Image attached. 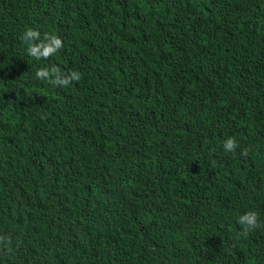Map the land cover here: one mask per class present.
Listing matches in <instances>:
<instances>
[{"label": "trees", "instance_id": "trees-1", "mask_svg": "<svg viewBox=\"0 0 264 264\" xmlns=\"http://www.w3.org/2000/svg\"><path fill=\"white\" fill-rule=\"evenodd\" d=\"M0 264H264V0H0Z\"/></svg>", "mask_w": 264, "mask_h": 264}]
</instances>
